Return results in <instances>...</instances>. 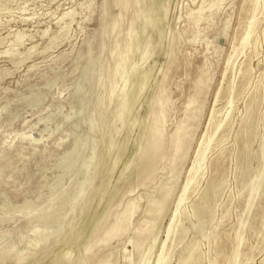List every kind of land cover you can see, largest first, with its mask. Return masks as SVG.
<instances>
[{
  "label": "rangeland",
  "instance_id": "1",
  "mask_svg": "<svg viewBox=\"0 0 264 264\" xmlns=\"http://www.w3.org/2000/svg\"><path fill=\"white\" fill-rule=\"evenodd\" d=\"M133 1L0 0V264H139L142 259L156 264L203 137L229 115V123L205 155L204 176L181 207L190 215L183 221L190 231L175 241L169 264H179L183 254L189 255L186 248L195 246L202 256L199 264H233L241 218L246 223L238 263L264 264V192L250 216L245 213L247 185L262 171L264 160V1L256 13L258 28L249 47L235 56L256 0H226L215 17L198 27L190 24L189 15L203 0H156V11L161 5L167 8L161 27L153 19L161 45L150 57V69H139V62L152 49V38L138 46L128 63L129 70L133 68L129 94L141 87L144 91L125 127L113 120L121 100L109 103L106 125L99 133L97 106L101 100L109 102V96L117 99L127 80L111 77L109 67L128 51L126 37L136 16ZM110 23L117 24L115 33L107 30ZM115 45L119 51L112 55ZM246 68L249 77H243ZM202 75L203 88L189 113L186 154L175 158L170 136L186 119L187 104L196 99ZM158 89L167 115L163 159L144 178L123 177L147 129L145 121ZM249 115L254 130L246 140L249 128L244 121ZM150 141L147 152L154 144V139ZM97 146L106 158L92 193ZM118 153L122 155L117 158ZM115 160V168L104 173ZM248 160L245 169L241 164ZM133 183V191L126 193ZM164 184L172 190L166 211L158 217L152 209L161 205ZM203 193L212 199V214L199 215L206 225L196 232L193 208L202 206ZM132 204L134 217L124 226ZM70 222L73 226L55 240ZM36 228L50 232L36 241ZM20 257L22 263L17 261Z\"/></svg>",
  "mask_w": 264,
  "mask_h": 264
},
{
  "label": "bare ground",
  "instance_id": "2",
  "mask_svg": "<svg viewBox=\"0 0 264 264\" xmlns=\"http://www.w3.org/2000/svg\"><path fill=\"white\" fill-rule=\"evenodd\" d=\"M203 1L204 2L202 4V6L198 7L197 10H195V13H192V14L189 15V22H190V24L193 27H198L201 23L209 22L213 17H215L221 11L222 7L226 3V0H211V2L207 5L206 4L207 0H203ZM263 1L264 0H256L255 12L253 13L254 15L252 16L251 20H249L250 22L248 24L247 29L245 30L243 38L241 39L240 47L235 49V52H234L235 56L243 53L249 47L251 39H252L256 29L258 28L257 26H258L259 22H258V19L256 17V13L258 12V10H260L259 9L260 2H263ZM133 2H134L133 3L134 5L132 6V8L135 7L133 13H135L136 16L130 22L129 34L126 37L127 38L126 47H127L128 51L123 56V59H121V57H120L113 66L109 67L110 68L109 72H110L111 77H113V78L114 77L115 78H118V77H122L123 78V77H125V78H127V80L124 81L123 90L118 94V96H117L118 98L115 96L117 99L113 98L114 95H113V97L109 96V102H103L101 100L100 103H99V107L97 106V109L95 111V116H96V118H98V120H99V122L101 124V125H99V128H100L99 133H100V131H102V128L106 125L107 113H108V110H109V106H111L112 102H114V101L116 102L118 100H121L120 101V104H121L120 106L121 107L117 108L118 111L115 112L113 120L115 121V123L121 124L122 127H125L126 123L128 122L127 119L130 117V115H129L130 112L135 108V105L139 101L140 96L142 95V93L144 91V88L141 87V89H139L138 92H135V94L130 95L129 92H128V89H129L128 85H130V83H131V82L129 83V81H131V79H132V69H133L132 68L131 70H129L128 63H129V59L131 58L132 53H134L135 50L138 51V48H140L138 46L140 44H145L150 38H152V42L154 41L153 42L154 45H153L152 49L147 51V52H144L142 54L140 62H139V67H140L139 69H150V64H148L150 62V57L155 55L156 51L158 50V48L161 45L160 44V39H159V34H158L160 31H157L155 29V27L153 26V19L155 18L156 22H157V25L159 27H161V25L163 24L164 20L167 17V8L164 7L163 5H161V7L159 8V11H156V7H157L156 6V0H134ZM105 12H106V8H105ZM69 16H71V13L70 14H65L63 17L65 19L66 17H69ZM111 23H113V22H111ZM111 23L108 26L107 30L115 33L116 29H117V24L115 23L112 26ZM141 30H145V32L143 34H139L138 32H140ZM107 33H108V31H107ZM118 47H119V45H115L114 46V48L111 51L112 55H114L116 52L119 51ZM107 48L108 47H106V49ZM136 54H137V52H136ZM233 58L235 59V57H233ZM227 66H228V69H226V70L229 71L230 67L232 66L231 62H229V65H227ZM240 75H241V73H240ZM248 75H250V70L248 68H246L243 71V77H246ZM139 76H141V75H139ZM204 77H205V75H202V76L199 77L198 84L196 86V89H197L196 99L190 101L187 104L186 110H187V114L188 115L186 116V119L181 123V125L178 127V129L176 131H174L172 133V135L170 136V144H171L170 146H171V149H172V152H173V155H174L175 158L177 156H180V155L184 154V153L186 154V150H184V144H185V142H188L190 131L187 132V129L191 126L190 125L191 122L189 120V113L192 112V106L195 104V102H196V100H197V98H198V96L200 94V91L203 88ZM234 89H235L234 85H232L230 87L231 94L234 92ZM235 91H237V90H235ZM111 94H114V93L111 92ZM221 94H222V92L219 91L218 94H217V98L218 99H219ZM160 95H161V90L158 89V91H157V93H156V95H155V97H154V99H153V101H152V103L150 105L149 113H148V116H147L146 121H145V123L147 125V129L144 131L143 135L139 139V143L137 145V149H136V151L134 153V156L129 161V163L126 165V167L124 168V170L122 172V176L123 177L130 174V175L135 176L136 180H138V179H140L142 177L144 178V175L152 173L155 170V168H157V166L160 164V162L163 159V152L165 150L166 143H167L166 142V138H165V133L163 132V127H164V123L167 121V115H166V112L164 111L165 102L160 100ZM234 97L236 98V96H234ZM232 100L229 102V105L233 106V101L234 100L233 101ZM108 104H109V106H108ZM214 115H216V114H214ZM245 115H246V112H245ZM131 117H133V116H131ZM211 118H213V117H211ZM230 118H231V116L229 115L227 117V119L225 120V122H220L218 125H216L214 127V130H213L212 133H209V131L207 133L205 132L206 134L203 137V141H202V143L200 145V149H199V151L197 153L196 160H195L192 168L189 170L188 181L185 184V186L183 187L182 194H181V196H180V198L178 200L177 210L173 214V217H172V219L170 221V224H169V227H168V231H167V240H166V242L163 245L162 253L157 258L156 264H169L170 261H171L170 252L174 251L175 241H177V240L181 241L182 238L185 237L189 233L190 229L186 228L183 225V221L184 220H189L190 219V215H188V214H186L184 212L182 213L181 207H182V205H184L185 202H187L189 194L192 191H196L195 182L197 181V179L199 177L204 176L202 171H203V162L206 160L205 159V155H206V153H208L209 149H211V144L214 142L215 137L222 131L223 126L227 125L229 123ZM242 120H244V119H242ZM244 122H245V125L248 126V128H249V131L247 130L248 132L246 133L245 137H246V140H250L252 138V136H253V130H254V121L252 119V116L249 115L248 118L246 119V121H244ZM95 130H96V128H95ZM118 130L119 129L116 128L115 131L117 132ZM110 134L112 135L113 132H111ZM263 135H264V133H263ZM101 138H103V137L101 136ZM151 139H154V144H153L151 150L149 152H147L148 144H149V141ZM93 148H94V146H93ZM111 149L112 148L110 147L109 150H108L109 154L112 151ZM261 150H262L261 152L264 153V137H263ZM93 154H95L94 155L95 156V159H94V165H95L94 169L95 170L93 169L95 171V173L91 172L92 169L89 172L92 175L94 173V175L97 176V180H95V183L93 184V188H91L92 191L90 190V192H92V193H94L96 191L97 182L99 181V178L103 175L102 167L104 165L105 158H106L104 153H102V154L100 153L99 154L98 146L95 148V153H93ZM120 155H122V153H120L117 156V158ZM250 163H251V160H248L244 164H241V165L245 169H248L249 168L248 166H249ZM115 164H116V160L114 161V163L109 168H107V170H105L104 173L108 172L111 169H114L115 168ZM236 168H237V166H236ZM89 179H88L87 182L90 181ZM92 179H93V177H92ZM93 181H94V179H93ZM90 182H92V181H90ZM89 186L92 187V185H89ZM134 186H135V183L130 185V187H128L126 193H130L131 191H133L132 188ZM171 190H172V188L169 187L167 184H164V185H162L160 187V192H161L160 199L162 201L161 205H159L158 207L152 209L153 213L155 212V215L157 213L158 217L162 214V212L166 211V208H167L168 203H169V195H170ZM263 192H264V160H263V163H262V171L260 173H258L251 180L250 184L247 185L248 202H247L246 211H245L247 216H250V213H252L251 211H252V209H253V207L255 205V202L262 196ZM88 194H90V193H88ZM85 195H87V194H85ZM81 196H82V194H81ZM201 197H202V206L201 207L196 206V207L193 208L192 217L194 219H198L200 214H202L206 218L208 216L210 217L211 214H212V207H211V200L212 199H208L206 196H204V193H203V195ZM78 198H80V197H78ZM215 198H216V196H215ZM83 199L85 200V198H82V200ZM261 200H263V198H261ZM261 200H259V201L261 202ZM77 210H78V208H77ZM159 210H160V212H159ZM82 211L83 210H81L79 212L81 213ZM135 211H136V205L132 204L131 208H130V213L128 215H126L124 220H123V225L124 226H126L127 223L130 221V219L132 217H134L133 215L135 214ZM150 212H151V210H150ZM154 217H155L154 219H156V216H154ZM74 221H75V219H74ZM154 221L155 220H153V222ZM81 222H83V220ZM239 222H240V231L241 232H239L237 234V237H236V246H235V251H234V254H233V257H232L233 264H239L238 263V261L240 260L239 251H240V248L242 246L243 239H244L242 231L245 228V223L246 222L243 220V218H241ZM67 224H69V225L66 228V230L65 231H63V230L59 231L57 237L55 238V240L58 239L59 237L64 236L67 233L68 229L73 226V222H70V223H67ZM157 225H158V223H157ZM205 225H206V219L205 218L202 219V220L198 219V223L196 224V226L194 225V230H196V232H202L205 229ZM151 226L153 227V225H151ZM49 232H50L49 230H45V229L40 230L39 228H36V229L33 230V236L37 239L36 241H38V240L40 241L44 236H47L49 234ZM156 242H157V240H156ZM169 242L171 243L170 247L167 246V243H169ZM197 247L198 246H195L192 249L186 248V250L184 252H189V255L188 256H184V254H183L181 256L180 260H179V264H199L198 262L201 261L202 256L198 255L199 250H198ZM189 249H190V251H189ZM153 250H154V248H153ZM166 251H168V252L165 253ZM87 252H89V249H86V253ZM146 256H148V255H146ZM145 259L147 260V257H145L144 260ZM17 261L19 263H22V257L18 258ZM148 261L150 262V259ZM145 262L148 264L147 261H145ZM145 262L142 259V261L139 264H144ZM85 263L87 264V262H85Z\"/></svg>",
  "mask_w": 264,
  "mask_h": 264
}]
</instances>
